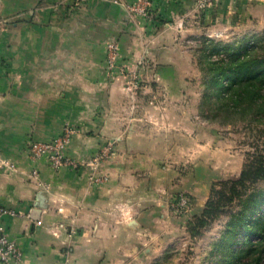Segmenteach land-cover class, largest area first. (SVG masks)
<instances>
[{
    "label": "crops",
    "instance_id": "1",
    "mask_svg": "<svg viewBox=\"0 0 264 264\" xmlns=\"http://www.w3.org/2000/svg\"><path fill=\"white\" fill-rule=\"evenodd\" d=\"M135 1L0 0V157L15 165V171L0 170V208L7 211L0 224L21 247V264H88L85 247L104 248L111 238L106 233L126 240L136 230L121 222L134 219L149 198L147 182L135 176L148 166L140 131L133 128L117 142L120 156L106 186H90L82 169L55 173L45 159L32 163L26 153L33 140L50 141L67 124L79 130L66 151L77 158L98 150L103 137L116 147V138L125 136L117 108L122 100L106 66L108 42L118 41L123 56L142 66L146 77L155 74L152 86L179 79L187 55L174 23L190 12L193 0H152L144 30L127 14ZM110 210L118 216L105 220ZM69 224L82 239H93L80 244L76 255L65 253Z\"/></svg>",
    "mask_w": 264,
    "mask_h": 264
},
{
    "label": "rangeland",
    "instance_id": "2",
    "mask_svg": "<svg viewBox=\"0 0 264 264\" xmlns=\"http://www.w3.org/2000/svg\"><path fill=\"white\" fill-rule=\"evenodd\" d=\"M138 1L127 6V14L135 26L144 30L150 26L153 7L147 17L129 12L128 7ZM225 2L193 0L190 12L174 23L187 55L185 69L178 73L174 85L155 82L157 86H152L158 77L155 74L146 77L142 66L129 63L123 56L118 41L108 42L106 66L108 75L116 79V98L122 100L117 108L125 136L120 141L116 138V147L109 137H103L104 144L98 150L77 158L66 151L79 130L67 124L75 132L65 149L64 163L54 169L46 157L41 158L55 173L64 167L82 169L90 186H106L111 179V167L120 156L117 142H124L133 128L140 131L139 138L147 139L148 166L137 168L135 176L147 182L149 198L135 209L134 219L121 222L126 228L136 230L125 236L126 240L121 234L116 239V231L108 232L111 238L106 247L94 250L85 247L88 264H252L254 259H262L264 264V242L258 248L259 234L264 231L262 221L251 225L250 231L236 238L232 245L222 241L229 212L210 222L200 235L192 236L190 232V223L202 214L211 186L237 177L254 152L264 154V119L225 120L221 114L214 116L204 103L205 95L215 101L204 74L207 62L224 56L217 55L215 50L227 46L240 48L239 53H243L245 48L264 38V0H232L226 6ZM110 43L117 46L113 67L108 62ZM35 142L45 141L33 140L27 146L26 153L32 163L41 160L34 161L28 154ZM138 154L144 155V151L134 153ZM255 187L264 189V180ZM117 211L122 216L128 214ZM140 212H146L147 216H141ZM116 216L110 210L104 219H116ZM64 234L67 255H76L80 244L93 242L92 237L82 239L74 224L65 226ZM118 244L120 247H116ZM254 247L258 248L257 252L249 254Z\"/></svg>",
    "mask_w": 264,
    "mask_h": 264
},
{
    "label": "trees",
    "instance_id": "3",
    "mask_svg": "<svg viewBox=\"0 0 264 264\" xmlns=\"http://www.w3.org/2000/svg\"><path fill=\"white\" fill-rule=\"evenodd\" d=\"M239 50L227 46L216 49L217 55L224 56L207 62L204 68L206 86L212 88L215 101L205 95L204 103L209 105L214 116L221 114L225 120L264 119V38L253 47L245 48L243 53ZM263 180L264 154L257 151L249 156L237 177L211 186L202 214L190 223L191 235H200L203 228L226 212L229 214L222 241L227 245L249 232L251 225L261 221L264 224V189L255 187ZM259 235L258 248L264 242V231ZM255 247L249 254L257 252ZM252 264H262V259H254Z\"/></svg>",
    "mask_w": 264,
    "mask_h": 264
},
{
    "label": "built area",
    "instance_id": "4",
    "mask_svg": "<svg viewBox=\"0 0 264 264\" xmlns=\"http://www.w3.org/2000/svg\"><path fill=\"white\" fill-rule=\"evenodd\" d=\"M152 0H140L134 5L128 7L129 12L136 15L148 16L151 9ZM108 62L113 67L116 59L117 46L116 43L108 45ZM74 129L65 125L61 133L50 141L35 142L31 144L28 154L32 160H39L46 157L49 165L56 169L64 163L65 149L70 143ZM0 170L15 171V165L11 160L3 159L0 157ZM34 178L38 177V171L34 169L31 174ZM7 211L0 208V215ZM23 261V253L18 243L11 239L6 233L4 227L0 224V264H21Z\"/></svg>",
    "mask_w": 264,
    "mask_h": 264
}]
</instances>
